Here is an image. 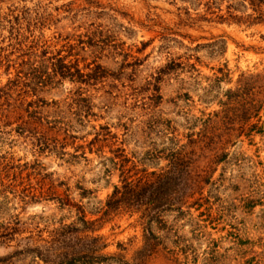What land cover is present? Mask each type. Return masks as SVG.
<instances>
[{
	"label": "rangeland",
	"instance_id": "1",
	"mask_svg": "<svg viewBox=\"0 0 264 264\" xmlns=\"http://www.w3.org/2000/svg\"><path fill=\"white\" fill-rule=\"evenodd\" d=\"M260 6L258 21L250 0H0V264H54L39 254L82 216L93 232L76 236L105 245L89 264H264ZM70 49L89 78L46 80L42 125L25 126L15 106L32 97L8 81ZM243 83L250 110L231 97ZM178 149L196 178L180 208L105 213L125 175L159 172Z\"/></svg>",
	"mask_w": 264,
	"mask_h": 264
},
{
	"label": "trees",
	"instance_id": "2",
	"mask_svg": "<svg viewBox=\"0 0 264 264\" xmlns=\"http://www.w3.org/2000/svg\"><path fill=\"white\" fill-rule=\"evenodd\" d=\"M262 1L258 0L256 3L255 0H250L252 10L258 15L256 18V20L259 19L258 21H261L263 17L260 9ZM47 54V51L42 52L38 64H30L31 67L28 74L18 71V75L7 83V92L18 87H24L22 91H18L20 96L23 98L25 96L32 97L30 101L21 99V104L15 107L27 114L28 120L24 121L23 124L25 126L34 124V129L36 130L42 125V121L44 120L39 111L42 100L38 98V93L47 83L46 80L59 77L60 80L68 78L81 83L85 82L84 78H89V74H83L78 68V60L66 61L68 57L74 56L71 49L64 56H61L60 51L52 56H47ZM48 66H51L53 74H47L45 78L42 68ZM96 69H101V67L97 65ZM246 87V84L243 83L236 89L235 93H232L231 97L238 98L241 97V94L245 95L246 99H249L246 104V106L248 105L247 110H250L255 106L245 90ZM228 93L231 92L229 91ZM24 102H26V106L22 108ZM224 104L227 105V103ZM190 155H193L192 152L188 154L178 149L169 155L168 164L165 169H161L159 172L144 174L135 179H130L125 175L121 180V186L115 185L111 195L106 200L104 205L105 213L123 208L131 212L140 213L143 219L148 218L151 220L160 213L173 208L175 205H178L176 208H180L184 198L190 197V195L196 192V178L192 174L193 160ZM80 221L84 225L83 231H79L71 225L60 227L54 232L51 247L45 249L46 256L39 254L40 257L45 258L49 254L54 253V264H75L78 261L89 264L106 260L105 255L98 254L105 247V245L100 243L99 237H85L82 240L76 236L78 232H93V228H91L93 222L86 221L84 216L80 218ZM149 234L151 235L150 232ZM6 236H8L6 233L0 234V237ZM152 239L147 236L145 237L142 251L152 250L154 246L151 242Z\"/></svg>",
	"mask_w": 264,
	"mask_h": 264
}]
</instances>
